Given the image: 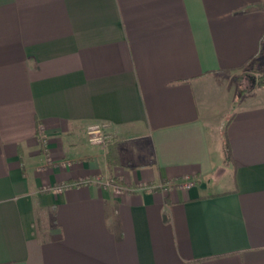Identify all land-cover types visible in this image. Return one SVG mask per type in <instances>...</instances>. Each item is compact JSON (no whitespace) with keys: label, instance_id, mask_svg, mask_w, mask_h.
Here are the masks:
<instances>
[{"label":"crops","instance_id":"0c3cea01","mask_svg":"<svg viewBox=\"0 0 264 264\" xmlns=\"http://www.w3.org/2000/svg\"><path fill=\"white\" fill-rule=\"evenodd\" d=\"M263 39L264 0H0V264H264Z\"/></svg>","mask_w":264,"mask_h":264},{"label":"built area","instance_id":"2783aa9c","mask_svg":"<svg viewBox=\"0 0 264 264\" xmlns=\"http://www.w3.org/2000/svg\"><path fill=\"white\" fill-rule=\"evenodd\" d=\"M86 133H87L88 141L92 145L106 146L112 140V135L106 131L104 125L91 126L87 129ZM104 184L106 187L112 188L115 191V193H118V194L123 193L126 190L124 186L119 185L113 179H107ZM191 185H192L191 181H187L182 184V186L186 188H189ZM175 186L176 184L174 182L160 184V187L166 191H169L171 188ZM66 187H68V185L57 186V187H54L53 190L54 192L59 193V192H62Z\"/></svg>","mask_w":264,"mask_h":264},{"label":"trees","instance_id":"16d2710c","mask_svg":"<svg viewBox=\"0 0 264 264\" xmlns=\"http://www.w3.org/2000/svg\"><path fill=\"white\" fill-rule=\"evenodd\" d=\"M245 11V10H243ZM259 55L262 56V58H259V57H255L252 61L253 64L257 65V64H262L263 62V59H264V39L261 43V46H260V51H259ZM257 71H259L261 74H262V70L260 68L257 69ZM225 155H226V159H229L230 156H231V150H230V147H229V144L226 143V147H225Z\"/></svg>","mask_w":264,"mask_h":264}]
</instances>
